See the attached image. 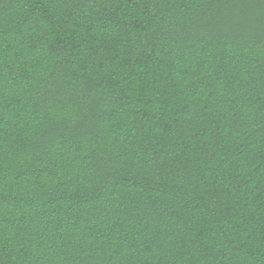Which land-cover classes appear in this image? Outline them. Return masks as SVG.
Wrapping results in <instances>:
<instances>
[{
  "label": "trees",
  "instance_id": "1",
  "mask_svg": "<svg viewBox=\"0 0 264 264\" xmlns=\"http://www.w3.org/2000/svg\"><path fill=\"white\" fill-rule=\"evenodd\" d=\"M0 264H264V0H0Z\"/></svg>",
  "mask_w": 264,
  "mask_h": 264
}]
</instances>
